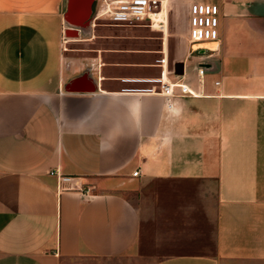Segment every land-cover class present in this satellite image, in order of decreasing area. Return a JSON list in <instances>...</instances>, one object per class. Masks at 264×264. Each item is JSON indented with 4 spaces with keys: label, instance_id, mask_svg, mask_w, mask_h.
<instances>
[{
    "label": "crops",
    "instance_id": "1",
    "mask_svg": "<svg viewBox=\"0 0 264 264\" xmlns=\"http://www.w3.org/2000/svg\"><path fill=\"white\" fill-rule=\"evenodd\" d=\"M196 1L219 6L215 59L198 56L197 84L184 61L198 96L167 101L95 61L96 92L66 93L85 70L65 57L66 0H0V264H121L158 246L150 264H264V0ZM227 23L247 61L232 84L207 77L239 69Z\"/></svg>",
    "mask_w": 264,
    "mask_h": 264
},
{
    "label": "rangeland",
    "instance_id": "2",
    "mask_svg": "<svg viewBox=\"0 0 264 264\" xmlns=\"http://www.w3.org/2000/svg\"><path fill=\"white\" fill-rule=\"evenodd\" d=\"M170 3V4H169ZM169 4V6H168ZM95 5V3H94ZM168 6V7H167ZM187 8L186 0H173L166 3V22L159 23L160 31H152L149 28L137 27H113L102 25L94 28L92 37L86 42L79 43L73 38H64L67 41L65 57L67 59H80L82 67L92 68L94 64L102 65V76L105 78H157L159 68L155 66L157 59L161 58L164 50V39H166L167 68L172 69L176 63L187 61V69L191 72L192 82L197 84L196 67L200 51L189 54L192 44L187 39ZM162 23V24H161ZM162 28H161V27ZM165 26V27H164ZM164 30V31H163ZM225 45L223 47L224 62L237 65L232 76L214 75L208 73L210 79L217 78L225 84H232L239 80L238 75L247 71L246 55L240 49L243 44L232 39V27L230 23L225 27ZM167 36V37H166ZM241 42L245 43V41ZM214 44L194 45L196 47H212ZM212 58H202L206 63ZM109 88H119L116 85H108ZM148 87V86H147ZM146 86L130 85L129 88H147ZM169 247H145L140 255L129 256L121 264H150L151 259L169 253ZM156 253H158L156 255ZM61 264H112L108 260L97 258H80L65 260ZM120 264V263H119Z\"/></svg>",
    "mask_w": 264,
    "mask_h": 264
},
{
    "label": "built area",
    "instance_id": "3",
    "mask_svg": "<svg viewBox=\"0 0 264 264\" xmlns=\"http://www.w3.org/2000/svg\"><path fill=\"white\" fill-rule=\"evenodd\" d=\"M170 0H94L91 12V28H97L102 25L113 27H137L149 28L154 31L155 24L159 25L163 18L165 4ZM95 3V5H94ZM170 4V3H169ZM168 4V6H169ZM167 6V7H168ZM220 10L219 6L208 2H192L187 8V39L192 44L189 54L200 51V57H210L216 53L220 41ZM161 29H156L160 31ZM215 43L216 48L211 50L204 47L193 49L194 45H203ZM167 57L162 51L161 58L157 59L155 66L159 68L157 78L144 79L153 84L148 88V92L160 94L167 101L174 96L175 89H178L181 96H198L184 83V64L181 75L175 73V64L171 70L167 68ZM197 75L203 83L206 69L202 65H197ZM170 76H174L172 80ZM219 86L218 81L214 82ZM60 182L69 181L68 178L61 177L55 172ZM133 172L132 176H136Z\"/></svg>",
    "mask_w": 264,
    "mask_h": 264
},
{
    "label": "water",
    "instance_id": "4",
    "mask_svg": "<svg viewBox=\"0 0 264 264\" xmlns=\"http://www.w3.org/2000/svg\"><path fill=\"white\" fill-rule=\"evenodd\" d=\"M94 0H66L63 13L64 38L89 39L92 37L91 12ZM182 63L175 64V73L182 74ZM97 90L96 82L90 74V69H85L72 77L64 85V91L69 94H92Z\"/></svg>",
    "mask_w": 264,
    "mask_h": 264
},
{
    "label": "bare ground",
    "instance_id": "5",
    "mask_svg": "<svg viewBox=\"0 0 264 264\" xmlns=\"http://www.w3.org/2000/svg\"><path fill=\"white\" fill-rule=\"evenodd\" d=\"M167 3V2H166ZM166 4H165V9H164V12H163V18H162V21H160V22H166L164 19H166V17H167V13H166ZM161 23V24H162ZM161 27V26H160ZM165 27V26H164ZM159 28V25H157V24H155L154 25V27H153V29L154 30H156V29H158ZM162 28V27H161ZM164 31V30H163ZM167 37V36H166ZM166 39H164V50L166 51ZM211 44H214L212 47H206V46H202V47H204V48H207V49H211V50H213V49H215L216 48V44L215 43H211ZM198 47H196V46H193V49H197Z\"/></svg>",
    "mask_w": 264,
    "mask_h": 264
}]
</instances>
